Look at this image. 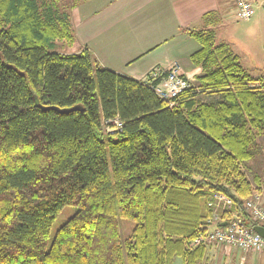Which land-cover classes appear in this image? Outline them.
I'll return each instance as SVG.
<instances>
[{"label": "trees", "instance_id": "obj_1", "mask_svg": "<svg viewBox=\"0 0 264 264\" xmlns=\"http://www.w3.org/2000/svg\"><path fill=\"white\" fill-rule=\"evenodd\" d=\"M85 1L0 0V264H206L212 246L192 244L209 233L217 195L260 225L245 206L264 177L245 166L264 137V81L217 41L210 12L184 30L201 74L171 106L88 50L66 51ZM67 206L76 212L48 245ZM119 219L134 224L125 240Z\"/></svg>", "mask_w": 264, "mask_h": 264}, {"label": "crops", "instance_id": "obj_2", "mask_svg": "<svg viewBox=\"0 0 264 264\" xmlns=\"http://www.w3.org/2000/svg\"><path fill=\"white\" fill-rule=\"evenodd\" d=\"M251 1L256 16L247 21L248 28L263 35L264 0ZM210 12L218 40L219 24L238 20L234 0H88L72 10L77 43L68 52L86 49L101 67L136 81L154 68H176L196 80L201 69L191 56L200 45L184 30L203 28V17ZM253 77L264 81V73ZM255 197L264 207V188Z\"/></svg>", "mask_w": 264, "mask_h": 264}, {"label": "built area", "instance_id": "obj_3", "mask_svg": "<svg viewBox=\"0 0 264 264\" xmlns=\"http://www.w3.org/2000/svg\"><path fill=\"white\" fill-rule=\"evenodd\" d=\"M237 8V18L239 20L249 21L255 14V8L251 0H234ZM196 80L172 68L165 71L160 68L152 69L141 82L147 87L152 88L155 93L163 100L172 102L181 93L195 87ZM107 131L111 134L120 130L123 125L116 119L109 123ZM233 200L224 196L217 195L210 203L214 209L212 217L208 224L212 225L216 221L225 226H218L214 230L201 238L196 239L192 246H220L227 251L241 250L251 253H264V237L255 232L251 227L244 225L241 216L238 213H231ZM247 214L255 222L264 227V207H262L258 198L254 197L248 201L245 206ZM221 212L227 213L228 220L221 218Z\"/></svg>", "mask_w": 264, "mask_h": 264}, {"label": "rangeland", "instance_id": "obj_4", "mask_svg": "<svg viewBox=\"0 0 264 264\" xmlns=\"http://www.w3.org/2000/svg\"><path fill=\"white\" fill-rule=\"evenodd\" d=\"M255 16L256 13L252 18ZM216 30L218 33L217 41L230 44L234 53L239 56L242 66L250 75L257 76L264 73V34H256L253 29L248 28L247 21L239 19L233 23H231V21L221 22ZM68 50L66 51L68 52ZM254 61L257 63L256 67L253 65ZM218 97L219 96L215 94H203L199 99L211 102L215 101ZM259 145V154H257V157L252 162L247 163L245 166L246 173L250 179L253 178L254 174H259L264 177V137L260 138ZM75 212L76 209L69 206L61 211L52 226L48 245L52 243L57 230L73 216ZM218 223L219 222L216 221L208 228L213 230L217 227ZM119 226L121 238L125 240L130 236L134 224L130 221L119 219ZM212 249H214V251H212ZM207 258L206 264H259L260 262H264V253H251L241 250L227 251L220 246L214 248L212 246L207 253Z\"/></svg>", "mask_w": 264, "mask_h": 264}, {"label": "water", "instance_id": "obj_5", "mask_svg": "<svg viewBox=\"0 0 264 264\" xmlns=\"http://www.w3.org/2000/svg\"><path fill=\"white\" fill-rule=\"evenodd\" d=\"M44 110H54L56 111L57 113L59 114H69V113H72V112H82L84 111V107L82 105H75L71 108H66V109H59L57 107H47V108H43ZM224 226V225H222ZM251 228L257 232L258 234L262 235L264 237V227L261 226V225H254L252 224L251 225Z\"/></svg>", "mask_w": 264, "mask_h": 264}]
</instances>
